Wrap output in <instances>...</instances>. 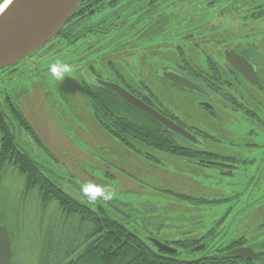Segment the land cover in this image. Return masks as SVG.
Here are the masks:
<instances>
[{
  "label": "rangeland",
  "instance_id": "374dc122",
  "mask_svg": "<svg viewBox=\"0 0 264 264\" xmlns=\"http://www.w3.org/2000/svg\"><path fill=\"white\" fill-rule=\"evenodd\" d=\"M165 10L170 30L158 47L149 41L93 34L60 52L41 50L20 61L0 90L12 95L46 148L19 128L18 141L61 189L95 211L104 210L150 246L156 247L155 239L169 242L184 260L220 254L240 244L264 251V22L244 23L233 11L235 20L226 16L230 22L219 27L224 36L214 34L224 38L223 44L208 43L209 33L187 41L175 30L190 25V20L171 16L178 12L172 6ZM67 42L71 41H59ZM177 46L183 47L192 67L206 66L210 57L231 71L225 50L247 55L263 88L253 87L230 66L234 80L226 76L234 84L214 87L210 102L218 115H210L201 108L200 95L179 89L154 72L162 67L180 70L183 55ZM52 65H67L69 70L57 80ZM93 70L101 75L95 74L98 78L140 92L151 105L204 138L209 149L198 156H181L148 147L144 150L148 157L124 145L94 116L83 86L84 81L94 83ZM176 136L183 146L184 139ZM216 153L238 159L232 174L223 159L208 155ZM25 182L14 166L0 170V226L5 225L11 237L12 264H41L43 242L46 246L50 238L64 245L63 252L49 253V263L63 259L65 252L76 254L89 233L80 225V216L69 215L55 199L43 203L39 189L27 191ZM87 184L104 186L111 198L90 202L82 192ZM198 239L206 248L196 252L188 246ZM255 264H264V256Z\"/></svg>",
  "mask_w": 264,
  "mask_h": 264
},
{
  "label": "trees",
  "instance_id": "16d2710c",
  "mask_svg": "<svg viewBox=\"0 0 264 264\" xmlns=\"http://www.w3.org/2000/svg\"><path fill=\"white\" fill-rule=\"evenodd\" d=\"M4 0H0V4ZM83 0L69 22L61 29L60 33L53 39L74 41L86 39L91 35L116 36L117 38L139 39V42H150L154 47L165 43L169 35L170 27L166 15L165 6H172L178 12L171 13V16H185L181 22L190 20L183 29H176V35L187 40H198L200 35H208V43L223 44L224 38H215L214 34L223 31V27L236 14L242 22L264 23V0ZM245 7V8H244ZM244 8L242 12L234 10ZM227 10V13L225 12ZM234 13L236 14H233ZM190 18L188 19V14ZM238 18V19H239ZM235 20V19H234ZM214 22V23H213ZM213 23V24H212ZM225 23V24H224ZM263 23V24H262ZM211 24L212 27L209 25ZM82 29L81 33H77ZM169 29V30H168ZM168 33V34H167ZM59 37V38H58ZM141 38V39H140ZM246 38V37H245ZM216 39V40H215ZM215 40V41H214ZM138 41V40H137ZM75 42V41H74ZM72 44L71 42H69ZM62 43H55L54 49ZM194 45H197V43ZM135 45H127L132 49ZM180 56L184 53L182 46L175 47ZM247 56V55H246ZM248 57V56H247ZM183 64H178L180 70L191 77L202 80L204 86L213 94L214 87L233 85V69L226 71L224 65L207 58L206 66H188V60L183 55ZM206 69V70H205ZM14 66L7 67L0 71V84L12 78ZM94 71V70H93ZM92 73L95 75L96 71ZM187 71V72H186ZM236 71V70H235ZM13 72V73H12ZM97 76L101 75L98 73ZM95 75V76H96ZM88 83L84 81L83 86L92 103L94 116L98 123L112 136L119 139L124 145L136 152L145 153V149L153 147L175 155L198 156L207 148H200L187 141H181L180 146L176 140L177 136L163 127L154 118L141 110L129 105L117 93L109 88L100 85L96 81ZM127 88L137 97L148 104L151 102L144 98L140 92L133 88ZM215 91L219 92V89ZM152 93V92H151ZM30 133L33 139L42 147L41 139L33 130L21 108L8 92L0 90V170L8 165L14 166L19 173L25 177L26 190L39 189L40 198L43 203L55 199L60 208L70 214H78L80 225L88 228L89 233L84 239V246L76 254L65 252L63 259L49 263L50 252L62 251L64 242L52 238L43 242L40 252L41 264H255L256 260L243 261L241 258L229 254L232 249L243 246L227 247V250L220 254L202 256L187 263H179L171 257L180 258L181 253H169L160 250L158 247L150 246L141 239L134 231L99 209L95 211L85 203L68 194L59 187V184L52 178V174L45 171L42 164L29 154L18 141L16 129ZM202 138V137H201ZM204 139V138H202ZM205 140V139H204ZM212 158H221L225 161L228 174H232L231 168L235 169L238 159L233 157H220L216 154H208ZM223 174V173H222ZM46 241V238H43ZM55 242V245L53 244ZM177 242V241H176ZM196 240L188 247H195L201 244ZM173 246L169 242H164ZM61 257V256H60Z\"/></svg>",
  "mask_w": 264,
  "mask_h": 264
},
{
  "label": "water",
  "instance_id": "95a60500",
  "mask_svg": "<svg viewBox=\"0 0 264 264\" xmlns=\"http://www.w3.org/2000/svg\"><path fill=\"white\" fill-rule=\"evenodd\" d=\"M7 1L8 4L0 12V70L19 63L41 49L60 32L83 0H4L0 6ZM225 56L226 60L243 74L252 85L259 89L263 88L255 66L248 59L233 49L226 50ZM156 74L181 88L208 96V92L200 84L170 68L163 67L157 70ZM96 82L117 93L129 105L154 118L167 130L195 146L204 147V143L195 134L137 97L126 87L100 78H96ZM202 106L211 114L216 115L211 111L213 107L210 103H202ZM153 242L162 251L177 252V249L160 240L155 239ZM205 248V244H199L193 248V251L199 252ZM229 254L246 261L263 257L264 251L257 252L251 247H238L232 249ZM12 255V241L9 231L5 225H1L0 264H12ZM171 258L179 263L190 261L176 257Z\"/></svg>",
  "mask_w": 264,
  "mask_h": 264
},
{
  "label": "clouds",
  "instance_id": "9594fccd",
  "mask_svg": "<svg viewBox=\"0 0 264 264\" xmlns=\"http://www.w3.org/2000/svg\"><path fill=\"white\" fill-rule=\"evenodd\" d=\"M67 65H52L50 71L52 75L57 79H61L63 73L68 71ZM83 194L88 198L90 202H95L98 199H109L111 198V193L104 187L100 185L87 184L82 188Z\"/></svg>",
  "mask_w": 264,
  "mask_h": 264
},
{
  "label": "flooded vegetation",
  "instance_id": "af4514ba",
  "mask_svg": "<svg viewBox=\"0 0 264 264\" xmlns=\"http://www.w3.org/2000/svg\"><path fill=\"white\" fill-rule=\"evenodd\" d=\"M60 33V32H59ZM56 37V36H55ZM54 37V38H55ZM54 38H52L48 43H46L45 45H44V47H42L40 50H38L37 52H39V51H41V50H43V53H45V52H49V51H51L52 53H56V52H60L62 49H64L66 46H73V45H76L80 40H82V39H80V40H77L76 41V39L73 41H71V42H73L72 44H70L69 42H67V43H64V44H62V46H60V47H57L56 49H54V44L56 43H59V41L60 40H62V39H60L59 37V39H57L56 41H53V39ZM67 41V40H66ZM37 52H35V53H37ZM33 55V54H32ZM19 63H21V62H19ZM19 63H17L16 65H14V69H16V66L19 64ZM13 67V66H12ZM163 68V67H162ZM156 70V69H155ZM155 70H154V72H155ZM173 70H175L176 72H178L179 74H181L182 76H184V77H186V78H188V79H190V80H192V81H194V82H196V83H198V84H201L202 86H204V83L202 82V80L200 79V78H197V77H191V75L190 74H188V75H185V74H183L182 73V71H180V70H178V69H173ZM96 78H98L97 76H96ZM96 78L94 79V81H96ZM169 83V82H168ZM169 84H171V83H169ZM171 85H173V86H176V85H174V84H171ZM176 87H178L179 89H183V88H181V87H179V86H176ZM256 88V87H255ZM183 90H186V89H183ZM186 91H188V90H186ZM189 92H191V91H189ZM191 93H193L194 95L196 94L195 92H191ZM197 95V94H196ZM207 98H213V95H211L209 92H208V97ZM204 102H207V100H203ZM152 106H154L155 108H157L155 105H152ZM201 108L203 109V110H205V112H207L208 114H210L209 113V111H207L204 107H202L201 106ZM159 110V109H158ZM161 111V110H160ZM211 111H213L216 115H215V117L218 115V111L217 110H214V108H213V110L211 109ZM163 112V111H162ZM165 113V112H164ZM166 114V113H165ZM211 115V114H210ZM176 120V119H175Z\"/></svg>",
  "mask_w": 264,
  "mask_h": 264
},
{
  "label": "bare ground",
  "instance_id": "6f19581e",
  "mask_svg": "<svg viewBox=\"0 0 264 264\" xmlns=\"http://www.w3.org/2000/svg\"><path fill=\"white\" fill-rule=\"evenodd\" d=\"M7 4H8V1L5 2V4H3L2 6H0V12L6 7Z\"/></svg>",
  "mask_w": 264,
  "mask_h": 264
}]
</instances>
